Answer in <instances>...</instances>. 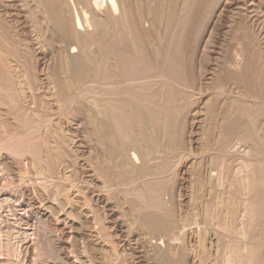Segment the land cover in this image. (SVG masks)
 I'll return each instance as SVG.
<instances>
[{"label":"rangeland","instance_id":"obj_1","mask_svg":"<svg viewBox=\"0 0 264 264\" xmlns=\"http://www.w3.org/2000/svg\"><path fill=\"white\" fill-rule=\"evenodd\" d=\"M113 4L0 0V264H264V0Z\"/></svg>","mask_w":264,"mask_h":264},{"label":"bare ground","instance_id":"obj_2","mask_svg":"<svg viewBox=\"0 0 264 264\" xmlns=\"http://www.w3.org/2000/svg\"><path fill=\"white\" fill-rule=\"evenodd\" d=\"M110 1H111V3H112L113 6H114V5L116 6V4H113V3H114V0H110ZM203 3H204V2H203ZM214 3H215V2H214ZM115 6H114V7H115ZM196 13H197V12H196ZM198 13H199V12H198ZM194 16H195V15H194ZM192 17H193V16H192ZM189 18H190V17H189ZM192 19H193V18H192ZM191 22H192V21H191ZM78 23H79V22H78ZM78 23H76V24H78ZM78 26H79V25H78ZM183 28H184V27H183ZM185 28H186V27H185ZM187 29H188V28H187ZM187 29H186V30H187ZM186 30H183L181 33H183V32H184V33L180 35V42H181V43L179 44V49H180V51H182V53H180V55L178 56V58H179V62H177L178 59H177V61H176V62L179 64V66H180V67H179V70L182 72V75H183L182 78H183V77H186V76L188 75V73L190 72V62H188V59H187V58L189 57V55H188V57H187V56H186V52H185L186 43H187V41L189 40V37H190V36H188V35H190V34H188V32H189L188 30H187L188 32L186 33V32H185ZM134 33H135V32H134ZM185 33H186V34H185ZM78 34H79V33H78ZM130 37H131V36H130ZM177 38H178V37H177ZM139 43H140V42H139ZM142 48H143V47H142ZM177 50H178V49H176V51H177ZM178 51H179V50H178ZM178 51H177V52H178ZM187 52H188V51H187ZM174 53H175V52H174ZM176 54H177V53H176ZM178 54H179V53H178ZM126 55H127V54H126ZM168 55H169V54H168ZM175 57H176V56H175ZM170 58H171V57H170ZM142 59H143V58H142ZM173 59H174V58H172L171 60H173ZM129 60H130V59H129ZM145 60H146V58H145ZM151 60H152V59H151ZM168 60H169V57H168ZM166 61H167V60H166ZM176 62H175V63H176ZM123 63H124V62H123ZM129 63H130V62H129ZM140 63H141V62H140ZM148 63H149V62H148ZM148 63L146 62V65H145V64H144V65L141 64V65H143V66H147ZM168 63H169V62H168ZM170 63H171V62H170ZM173 63H174V62H173ZM134 64H135V66H136V64L139 65V63H138V62H137V63L134 62V63H131V65H130V67H132L131 69H135V68H136V70H137L138 67H135V68H134V67H133ZM151 64H152V63L150 62V65H151ZM178 64H177V65H178ZM125 65H126V64H125ZM127 65H128V63H127ZM127 65H126V66H127ZM175 66H176V64H175ZM149 67H150V66H149ZM169 67H170V66H169ZM176 67H177V66H176ZM139 68H141V66H140ZM167 68H168V67H167ZM131 69H130V70H131ZM144 69H145V68H144ZM138 70H139V69H138ZM138 70L135 71V72L137 73ZM172 70H173V69H172ZM111 71H112V70H111ZM139 71H140V70H139ZM148 71H149V70H148ZM128 72H130V71H129V68H128ZM133 72H134V70H133ZM133 72H132V74H133ZM135 72H134V73H135ZM181 72H180V73H181ZM136 73H135V74H136ZM126 74H128V73H126ZM126 74H125V75H126ZM135 74L132 75V76H135ZM137 74L139 75L140 73H137ZM123 75H124V74H123ZM129 75H131V74L129 73ZM126 76H128V75H126ZM126 76H125V77H126ZM139 76H140V75H139ZM188 77H189V76H188ZM126 78H127V77H126ZM187 79H188V78H187ZM110 81H111V80H110ZM183 81H184V79H183ZM126 104H127V103H126ZM123 105H124V104H123ZM117 114H118V113H117ZM113 115H115V113H114ZM117 116H118V115H117ZM115 117H116V116H115ZM234 121H235V120H234ZM106 124H107V123H106Z\"/></svg>","mask_w":264,"mask_h":264}]
</instances>
